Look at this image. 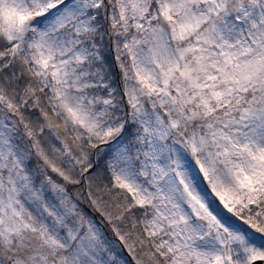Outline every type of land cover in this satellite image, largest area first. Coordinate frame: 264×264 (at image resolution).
I'll list each match as a JSON object with an SVG mask.
<instances>
[{
	"label": "snow or ice",
	"instance_id": "snow-or-ice-1",
	"mask_svg": "<svg viewBox=\"0 0 264 264\" xmlns=\"http://www.w3.org/2000/svg\"><path fill=\"white\" fill-rule=\"evenodd\" d=\"M0 264H264V0H0Z\"/></svg>",
	"mask_w": 264,
	"mask_h": 264
}]
</instances>
